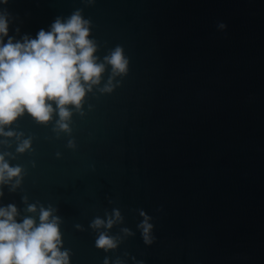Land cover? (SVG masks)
I'll list each match as a JSON object with an SVG mask.
<instances>
[{
  "label": "water",
  "instance_id": "1",
  "mask_svg": "<svg viewBox=\"0 0 264 264\" xmlns=\"http://www.w3.org/2000/svg\"><path fill=\"white\" fill-rule=\"evenodd\" d=\"M3 8L17 38L79 8L94 55L103 61L120 46L128 65L112 75L105 64L68 131L56 128L55 113L10 125L15 135L0 136V153L23 174L15 190L0 186V205L14 203L21 215H35L27 204L52 207L71 264L105 256L264 264V0H8ZM109 77L112 90L101 92ZM23 139L30 147L17 152ZM113 209L121 221L90 226ZM140 210L151 244L137 227ZM100 231L117 247H95Z\"/></svg>",
  "mask_w": 264,
  "mask_h": 264
},
{
  "label": "clouds",
  "instance_id": "2",
  "mask_svg": "<svg viewBox=\"0 0 264 264\" xmlns=\"http://www.w3.org/2000/svg\"><path fill=\"white\" fill-rule=\"evenodd\" d=\"M7 3L8 0H0V5ZM9 27L10 13L6 8L0 9V136L15 135L10 125L25 114L39 123H47L55 113L56 128L68 131L72 109L79 110L87 92L99 84L105 64L111 66L112 75L127 71L128 59L120 46L104 56L103 61L94 55L97 44L90 36V21L79 8L66 17H55L47 29L40 28L35 35L24 33L17 38L10 34ZM219 27L225 25L220 23ZM12 31L19 33L20 29ZM112 87L109 77L100 91L108 92ZM69 146H73L71 141ZM29 147L30 140L23 139L16 151L22 153ZM8 155L0 153V186L9 185L13 191L22 181L23 169L10 165L5 158ZM24 211L35 215H21L11 202L0 205V264H71L70 250L62 246L60 218L54 214L55 210L27 204ZM139 214L143 219L137 227L143 242L151 244L150 217L143 210ZM122 219L119 210L113 209L111 216L94 218L90 226L107 229ZM122 231L132 234L128 228ZM117 244V238L105 231H100L95 239V247L105 252ZM103 264H109L107 256Z\"/></svg>",
  "mask_w": 264,
  "mask_h": 264
}]
</instances>
